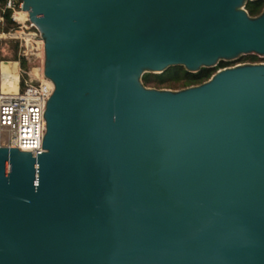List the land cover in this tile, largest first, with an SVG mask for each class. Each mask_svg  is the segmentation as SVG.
Masks as SVG:
<instances>
[{"label":"water","instance_id":"95a60500","mask_svg":"<svg viewBox=\"0 0 264 264\" xmlns=\"http://www.w3.org/2000/svg\"><path fill=\"white\" fill-rule=\"evenodd\" d=\"M43 43L41 152L0 146V264H264L256 0H19ZM264 1V0H261Z\"/></svg>","mask_w":264,"mask_h":264},{"label":"built area","instance_id":"2783aa9c","mask_svg":"<svg viewBox=\"0 0 264 264\" xmlns=\"http://www.w3.org/2000/svg\"><path fill=\"white\" fill-rule=\"evenodd\" d=\"M4 8L14 9L15 6L20 8L19 0H5ZM3 9H0V32L1 24L3 23L2 16ZM16 20L15 17H12ZM29 24V27L25 25ZM19 26V35L16 39L20 42V49L17 51V72L18 85L15 92H2L0 89V146L17 147L19 150L28 152H41V140L45 132V121L43 112L45 109V102L53 90L52 82L46 78L42 70L33 73L32 70L26 71V76L23 78V87H21V69L19 57H26V49L28 46L35 44L43 45L40 34L35 26L27 20ZM26 28V29H25ZM33 32H25L29 29ZM7 37L12 36L11 32H1ZM4 39L1 37L0 40ZM42 51V50H41ZM3 60L0 58V63ZM29 62L26 59V63ZM38 68V67H37Z\"/></svg>","mask_w":264,"mask_h":264},{"label":"trees","instance_id":"16d2710c","mask_svg":"<svg viewBox=\"0 0 264 264\" xmlns=\"http://www.w3.org/2000/svg\"><path fill=\"white\" fill-rule=\"evenodd\" d=\"M6 1L4 0L3 5L5 6ZM264 6V1L256 0V1H248L245 4V9L247 10L250 16L258 15ZM2 16H3V23L1 24V30H15L17 29L16 22L12 19V9L11 8H2ZM20 60V69H21V87H23V78L26 76V57L21 56L19 57ZM238 60L240 61H249L255 62L257 61V57L255 55H246L240 57ZM8 64L16 65L15 61H3L0 63V68L7 66ZM231 65V62L221 61L213 68H201L198 72L191 73L186 71L182 66H173L167 69L166 71L162 72L161 74L155 75V84H162L165 81L168 82V85L172 86H181L182 88L199 84L205 80H207L212 73H214L217 69L224 68ZM149 73H144L141 77L142 82L146 85L149 82H152L149 79Z\"/></svg>","mask_w":264,"mask_h":264},{"label":"rangeland","instance_id":"374dc122","mask_svg":"<svg viewBox=\"0 0 264 264\" xmlns=\"http://www.w3.org/2000/svg\"><path fill=\"white\" fill-rule=\"evenodd\" d=\"M4 0H0V9H2L4 7L3 5ZM21 8H19L18 6H15L14 9H12V17H14V13L15 11H20ZM13 19V18H12ZM17 24V29L15 30H6V31H2L5 34H7V32H11L12 34V38L10 37H6L2 40H0V58H2L3 60H11V61H16L17 60V51L20 49V42L18 39H16V37L19 35V31H21V29H19V26H22V22H19L17 20H14ZM4 22V21H3ZM25 23V22H24ZM26 26L29 27L28 23H25ZM26 29V28H25ZM29 29V28H27ZM25 32L29 33V32H33V30L29 29V30H25ZM6 39V40H5ZM8 40V41H7ZM9 42V44H8ZM38 44V48H35V44H33L31 47L28 46L26 49H24L26 51V59L27 62L26 63V67L27 70H32V68H37L40 66V62H41V55L43 54V45L41 47L40 43ZM10 45V46H9ZM9 50H12L11 52H9ZM42 50V51H41ZM9 54V55H8ZM257 57V61L255 62H250V63H257V62H264V57H259L257 55H255ZM43 57V55H42ZM43 60V58H42ZM245 62H249V61H240V60H235L233 62H231V65H235V64H239V63H245ZM149 79L152 82L147 83L145 86L146 87H150V88H158V89H172V90H177V89H181V86H172V85H168V82L165 81L162 84H155L153 83V81H155V75L157 74H161V73H149ZM17 83H18V76L16 73V69L14 67V65H10L8 64L7 66L0 68V89L2 91H9V92H14L17 88Z\"/></svg>","mask_w":264,"mask_h":264},{"label":"bare ground","instance_id":"6f19581e","mask_svg":"<svg viewBox=\"0 0 264 264\" xmlns=\"http://www.w3.org/2000/svg\"><path fill=\"white\" fill-rule=\"evenodd\" d=\"M28 16H29V13L27 12V11H24V10H22V9H20V11H15V13H14V17H15V19L17 20V21H19V22H22V23H24V22H26L27 20H28ZM0 34H1V37H4L5 36V38L7 37L6 35H2V33L0 32ZM13 36H11V38H12ZM3 39V38H2ZM6 40V39H5ZM8 41V40H7ZM8 44H9V42H8ZM10 46V45H9ZM41 47H42V45H41ZM12 50H9V52H11ZM43 53V52H42ZM9 55V54H8ZM43 55V54H42ZM42 55H41V64H40V66L38 67V68H34L33 69V73H36L38 70H42L43 71V60H42ZM1 57V56H0ZM15 69H16V73H17V76H18V72H17V69H18V67H17V63H16V65H15ZM17 85H18V83H17ZM16 90H17V88H16ZM15 90V91H16ZM14 91V92H15ZM2 92H6L7 93V91H2ZM9 92V91H8Z\"/></svg>","mask_w":264,"mask_h":264}]
</instances>
